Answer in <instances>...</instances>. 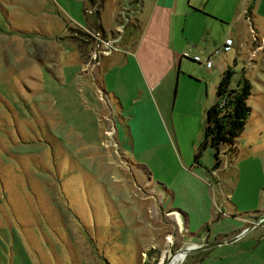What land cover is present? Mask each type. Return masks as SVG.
I'll use <instances>...</instances> for the list:
<instances>
[{
  "label": "rangeland",
  "instance_id": "1",
  "mask_svg": "<svg viewBox=\"0 0 264 264\" xmlns=\"http://www.w3.org/2000/svg\"><path fill=\"white\" fill-rule=\"evenodd\" d=\"M211 4L214 75L204 67L197 81L195 61L184 57L165 117L144 105L141 121L123 111L127 96L110 92L111 53L93 58L97 38L78 31L109 35L135 0H0V264H172L178 249L224 239L214 236L238 217H258L248 226L264 214V0ZM227 70L233 85L242 76L252 82L251 112L213 169L211 146L198 164L195 154L205 104ZM168 136L191 168L172 184L158 178L177 169ZM262 232L259 225L234 242L196 248L179 264H240L238 253L250 249L260 250L259 264Z\"/></svg>",
  "mask_w": 264,
  "mask_h": 264
},
{
  "label": "crops",
  "instance_id": "2",
  "mask_svg": "<svg viewBox=\"0 0 264 264\" xmlns=\"http://www.w3.org/2000/svg\"><path fill=\"white\" fill-rule=\"evenodd\" d=\"M134 8L136 20L133 26L131 25L127 28L120 49L113 51L109 55L112 57L109 65L112 63L114 67H111L112 69L109 67L106 72L108 77L110 76L109 80L112 84L110 85V92L118 94L119 97L127 96L130 101H127L126 105L123 104V111L136 110L135 112H137L138 117H141V121L144 116L142 111L144 105H148L157 118L161 120V117H165L164 112L168 111L166 98L169 87L171 88L173 85V78L176 76L178 79L181 73V65L186 59L184 57L187 56L185 52L191 50L195 52L191 54H198L204 60L213 58L211 50L217 46L218 37L213 33L210 19H217V17L208 11L218 14V9L211 4V0H135ZM209 29L211 30L209 31ZM193 40H206L208 46L202 47L197 43L191 45ZM205 52H208V54ZM187 61L196 63V70L199 72L195 74L197 81H202L201 70L204 67L207 69L206 74L214 75L216 71L213 68L214 65L208 67L205 61L199 62L194 58ZM222 75V71L220 74L218 73L219 77L217 80L220 81ZM107 78L106 81L108 80ZM209 106L210 103L205 104V113ZM128 115L130 120H132L131 115L133 114L128 113ZM113 127L117 129L116 125ZM171 138L168 136L165 140H167L171 155L175 158L177 169L174 173L169 169L165 173H158L160 174L158 178L165 180L167 184H172V180L175 179L181 170L191 172L190 166L188 167V164L181 159ZM156 146L158 145L154 144L145 149H155ZM156 161L161 162V166H167L166 163H163L165 159L161 154L156 158ZM155 170H153L154 176L156 174ZM166 188L169 191H174L171 188ZM183 218L181 213L176 215V219L180 224L184 223ZM255 218L257 219L258 217H238L237 222H231L227 229L217 232L214 239L220 233L224 234V239L234 236ZM259 225L264 227V220L257 224L254 229H257ZM211 235V231H207L203 233L202 237L211 240ZM259 238L261 241L264 240V232L260 234ZM259 252L260 250L258 251V249H250L247 253L248 256H244L245 254L240 252L238 257L242 258L238 262L247 264L254 261L255 264V259L260 257ZM261 256H263V261L259 264H264V244ZM247 258L248 260L246 261L245 259Z\"/></svg>",
  "mask_w": 264,
  "mask_h": 264
},
{
  "label": "trees",
  "instance_id": "3",
  "mask_svg": "<svg viewBox=\"0 0 264 264\" xmlns=\"http://www.w3.org/2000/svg\"><path fill=\"white\" fill-rule=\"evenodd\" d=\"M252 7L253 4H250L249 12L252 11ZM99 8H97L98 11ZM230 73L231 70L223 73L217 85V100L206 109L204 139L195 154V160L199 162L203 149L211 146L216 158L213 169L221 163L222 145L235 143L251 112L248 97L252 92V82L249 78L242 76L237 84L233 85Z\"/></svg>",
  "mask_w": 264,
  "mask_h": 264
},
{
  "label": "built area",
  "instance_id": "4",
  "mask_svg": "<svg viewBox=\"0 0 264 264\" xmlns=\"http://www.w3.org/2000/svg\"><path fill=\"white\" fill-rule=\"evenodd\" d=\"M135 8L129 5H124L119 13L118 19L120 20L115 27L114 31H111L109 35H104L102 30L92 32L93 36L97 38V48L94 51L93 58H97L98 54H110L115 50L120 49V42L123 39L124 34L126 33L127 26L135 18ZM228 42H231V38H228ZM228 45V44H227ZM191 51V50H190ZM190 51L185 52L187 56H191L195 60L202 62L205 61L208 67L214 65L212 58L203 59L202 56L198 54H191Z\"/></svg>",
  "mask_w": 264,
  "mask_h": 264
},
{
  "label": "water",
  "instance_id": "5",
  "mask_svg": "<svg viewBox=\"0 0 264 264\" xmlns=\"http://www.w3.org/2000/svg\"><path fill=\"white\" fill-rule=\"evenodd\" d=\"M262 220H264V214L261 215L257 221H255L252 224L244 227L239 233L235 234L234 236H232L230 238H225V239L215 240V241H209V242H202V243H198V244H195V245L191 244V245L185 246L184 248H180L177 251L184 250L185 254L187 255L190 251H192V250H194L196 248L205 249V248L214 247V246L219 245V244L231 243V242L241 238L242 236H244L249 230L253 229Z\"/></svg>",
  "mask_w": 264,
  "mask_h": 264
},
{
  "label": "bare ground",
  "instance_id": "6",
  "mask_svg": "<svg viewBox=\"0 0 264 264\" xmlns=\"http://www.w3.org/2000/svg\"><path fill=\"white\" fill-rule=\"evenodd\" d=\"M185 251L182 250L180 251L177 255H175L173 258H172V264H179L181 263L184 259H185Z\"/></svg>",
  "mask_w": 264,
  "mask_h": 264
},
{
  "label": "flooded vegetation",
  "instance_id": "7",
  "mask_svg": "<svg viewBox=\"0 0 264 264\" xmlns=\"http://www.w3.org/2000/svg\"><path fill=\"white\" fill-rule=\"evenodd\" d=\"M80 29L82 30V31H85V33H86V36L89 38V39H91V37L93 36V34H92V32L93 31H91L90 29H88V28H78V31H80ZM94 37V36H93ZM84 38H86V37H84ZM88 38H86V40H88ZM122 41V40H121Z\"/></svg>",
  "mask_w": 264,
  "mask_h": 264
}]
</instances>
